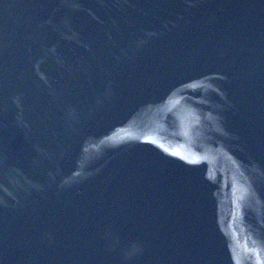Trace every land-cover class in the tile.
Returning a JSON list of instances; mask_svg holds the SVG:
<instances>
[{"label":"water","instance_id":"obj_1","mask_svg":"<svg viewBox=\"0 0 264 264\" xmlns=\"http://www.w3.org/2000/svg\"><path fill=\"white\" fill-rule=\"evenodd\" d=\"M0 264H264V0H0Z\"/></svg>","mask_w":264,"mask_h":264}]
</instances>
